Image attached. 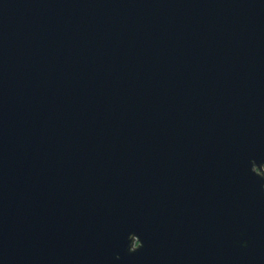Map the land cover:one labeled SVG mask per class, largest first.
<instances>
[{"label": "water", "instance_id": "water-1", "mask_svg": "<svg viewBox=\"0 0 264 264\" xmlns=\"http://www.w3.org/2000/svg\"><path fill=\"white\" fill-rule=\"evenodd\" d=\"M0 264H264V0H0Z\"/></svg>", "mask_w": 264, "mask_h": 264}]
</instances>
